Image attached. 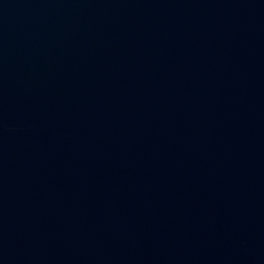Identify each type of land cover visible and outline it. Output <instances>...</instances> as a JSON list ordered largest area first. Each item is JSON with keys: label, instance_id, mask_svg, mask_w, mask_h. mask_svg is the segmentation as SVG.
<instances>
[{"label": "water", "instance_id": "95a60500", "mask_svg": "<svg viewBox=\"0 0 264 264\" xmlns=\"http://www.w3.org/2000/svg\"><path fill=\"white\" fill-rule=\"evenodd\" d=\"M0 264H264V0H0Z\"/></svg>", "mask_w": 264, "mask_h": 264}]
</instances>
